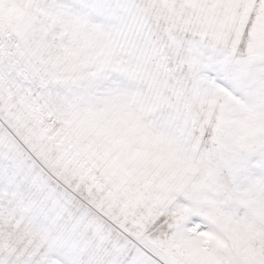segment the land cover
<instances>
[{"label": "snow or ice", "instance_id": "obj_1", "mask_svg": "<svg viewBox=\"0 0 264 264\" xmlns=\"http://www.w3.org/2000/svg\"><path fill=\"white\" fill-rule=\"evenodd\" d=\"M0 264H264V0H0Z\"/></svg>", "mask_w": 264, "mask_h": 264}]
</instances>
